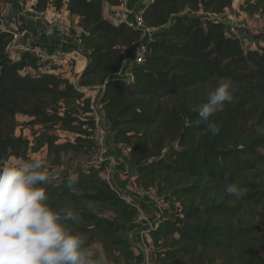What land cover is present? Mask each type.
<instances>
[{"label": "trees", "instance_id": "obj_1", "mask_svg": "<svg viewBox=\"0 0 264 264\" xmlns=\"http://www.w3.org/2000/svg\"><path fill=\"white\" fill-rule=\"evenodd\" d=\"M104 1L119 3L36 0L38 11L66 7L68 18L83 31L72 40L88 59L78 86L49 66L52 61L29 52L12 56L13 34L0 29V160L21 158L28 151V142L14 137L19 114L33 118L31 126L78 135L76 144L61 145L58 136H44L51 153L94 145L87 130H97L94 120L82 119L76 111L60 114L57 108L78 104L87 116L92 102L80 88L101 86L113 140L130 150L133 183L155 188L165 204L161 194L167 189L178 201L191 198L178 217H168L166 210L150 233L152 264H264V228L248 218L264 207V135L257 131L264 128V37L262 48L246 50L241 38L228 31L224 18L236 0H152L143 19L154 31L144 41L141 31L106 19ZM243 2L241 10L264 13V0ZM142 41L145 61L132 66L133 80L121 76L124 55L129 53L132 61L130 51ZM222 77L237 87L233 99L209 117L219 129L212 135L199 107ZM101 173L102 168L84 169L71 177L72 189L70 177L49 174L41 187L53 203H71L80 217L76 230L87 233L108 264H136L128 233L137 211ZM228 183L246 194L239 199L227 194Z\"/></svg>", "mask_w": 264, "mask_h": 264}, {"label": "clouds", "instance_id": "obj_2", "mask_svg": "<svg viewBox=\"0 0 264 264\" xmlns=\"http://www.w3.org/2000/svg\"><path fill=\"white\" fill-rule=\"evenodd\" d=\"M236 87L230 78H220L199 107L212 135L219 129L209 117L233 99ZM257 131L264 135V128ZM49 179L41 159L0 160V264H108L87 233L76 230L80 217L71 203H53L41 187ZM73 181L70 177V189ZM225 191L237 199L246 194L236 183H228Z\"/></svg>", "mask_w": 264, "mask_h": 264}, {"label": "rangeland", "instance_id": "obj_3", "mask_svg": "<svg viewBox=\"0 0 264 264\" xmlns=\"http://www.w3.org/2000/svg\"><path fill=\"white\" fill-rule=\"evenodd\" d=\"M1 6H0V20L4 19V15H7L8 6L10 4H6V0H0ZM244 4L243 0H236L235 6L232 8V10L228 11V14L224 18L225 23L227 24L228 31L231 34H236V36H240L243 39L249 38L253 39L254 41L258 42L256 44L257 48L260 49L263 47L261 45L262 37H264V13H249L246 10H241L240 7H242ZM233 12V13H232ZM251 12V11H250ZM2 17V19H1ZM28 17V16H27ZM29 18V17H28ZM246 20H250V24L248 25L246 23ZM115 23V21H113ZM14 25V28L17 29V32H23V26H19L17 22V18L12 22ZM83 34V31L79 28H75L72 30V36L73 40L74 38H78ZM22 41V40H21ZM31 51L29 53H32L33 50L37 49V45L30 42ZM243 46L246 50L251 49V47L255 50V47L252 45H249V43L244 42ZM81 57L80 55L76 56V59L74 57L65 58L63 60H58L55 62H50L51 67L63 69V67H67L70 72V82L74 85H79V77L84 67L80 68V64H85L87 56L84 55L82 51ZM24 53V51H19L16 54H12V56L16 58H20ZM33 54V53H32ZM34 55V54H33ZM35 56V55H34ZM88 60V59H87ZM49 63V62H47ZM83 64V65H84ZM83 69V70H82ZM81 71V72H80ZM80 75H78V74ZM80 88V87H79ZM82 92L85 93L86 97L91 99L92 106L91 110L92 113L89 115H83L82 111L78 104L67 106L64 104H60L57 108L58 113L62 114L65 111L74 113L76 111V115L79 116L82 119L85 118H92L95 122V125H97L96 120H100V124H102L107 131V137L106 142L108 145V155L106 160L103 163L99 162L100 158V150L97 146L96 142V134L97 130L94 129L90 130L87 129L91 134V139L94 143L93 144H79L77 147V150H70V151H64L62 153H51L49 151L48 145L44 142V136H47L48 134H52L59 137V141L57 142V145L66 144L67 142H70L71 144H76V138L78 135L74 133H69L66 131H48L44 129L42 126H31L29 123L33 120V118L29 116H25L22 114H19L16 117V125L17 128L14 132L15 138H22L23 140H26L29 144L28 151L26 154H24L21 158L17 157H11L12 159H32V158H38L41 159L44 162V165L48 171L49 174L54 176H59V178H68V177H75L80 172H82L86 168L90 167H96V168H102L101 177L105 179L106 177H111L113 184L115 187L122 192H125L127 189L123 188L119 183L114 182V176L117 175V180L119 181H126V185L132 184L134 181V175L135 172L129 166L128 161L126 159L119 157L118 159H114L111 154H116L117 152L120 154L122 150L128 149L126 145L124 144H116L113 140V134L112 131L108 127V122L104 118L102 120V115L104 114L102 110L101 105V95L103 91V87L96 86L93 87L92 90L86 87L80 88ZM81 103V102H80ZM51 111H55L56 109L54 107H50ZM84 137H89L88 135H83ZM117 164L124 166L123 169V177L120 178L119 174H117L116 166ZM116 171V173H114ZM125 186V187H127ZM184 185H180L179 187H183ZM169 189L166 190L164 194H161L162 197L166 198V204H167V212L166 215L168 217H178L181 212L184 209V204L189 205L191 204V198L186 199L184 202L182 200L173 199L174 197L170 195ZM132 196H138L137 194H133ZM99 212V210H97ZM101 215H104L106 217H112L113 214L108 211H100ZM249 221L252 222L255 225L261 226L264 228V207H260L257 210H254L252 215L249 217ZM133 236V234L131 235ZM151 244V243H150ZM143 249V246H142ZM141 256L143 257V253L141 252Z\"/></svg>", "mask_w": 264, "mask_h": 264}, {"label": "built area", "instance_id": "obj_4", "mask_svg": "<svg viewBox=\"0 0 264 264\" xmlns=\"http://www.w3.org/2000/svg\"><path fill=\"white\" fill-rule=\"evenodd\" d=\"M132 0H119L117 6H109L112 11L109 16V21L118 25L120 23H125L135 30H139L143 33V40L148 39L154 29H150L146 26L143 19V10L135 11L131 8ZM152 1V0H151ZM19 6L22 8L23 13H25L30 20L39 21L46 24L53 33H55L60 39L68 40L72 38V30L78 28L77 24L68 18V15L62 11H54L52 13L48 11H38L36 9V0H16ZM3 27L0 29L9 30L13 34V41L8 47V51L11 54H16L19 51H31L30 43L23 45L21 43L22 37L20 36L18 30L14 28L13 25L2 22ZM142 41L135 52L134 58L131 61L129 59V53L125 54L122 61V72L121 76H126L127 78L133 80L131 73V68L134 64H142L147 56V47ZM35 56L39 57L43 61H58L63 60L69 56L66 52L57 51L53 54L41 51L39 48L33 50L32 52ZM102 120H104V115H102ZM97 134L96 142L100 150L99 162L103 163L109 158L108 155V145L106 142L107 131L106 128L100 124V120H96ZM129 149H124L120 152V157L126 159L129 156ZM105 180L108 182L110 187L115 190L120 198L125 201L128 205L136 209L137 214L133 220V226L137 227L141 232L140 235L146 239L150 236V233L156 230L161 223V220L167 210V206L164 201L158 196L157 190L155 188H143L137 184L132 183L130 188L125 192L119 191L112 182L111 177H106ZM138 196H132L133 194ZM142 202H144L142 204ZM152 206L153 210L147 211L143 207ZM146 244V243H145ZM142 249V248H141ZM152 248L151 244L148 243L143 245L142 253L144 261L141 264H152ZM136 264H140L137 263Z\"/></svg>", "mask_w": 264, "mask_h": 264}, {"label": "crops", "instance_id": "obj_5", "mask_svg": "<svg viewBox=\"0 0 264 264\" xmlns=\"http://www.w3.org/2000/svg\"><path fill=\"white\" fill-rule=\"evenodd\" d=\"M151 0H132L131 1V8H133L135 11L137 10H144L149 4H150ZM10 4V6H8V10H7V15H4V19L0 20V27H3L2 22H6L9 23L11 25L12 22L15 20V18H17V22L19 23V26H23V32H20V36L22 37V41L21 43L23 45L28 44L30 42H32L33 44H36L37 47L43 51V52H47L49 54H53L57 51H62V52H66L67 54H69L68 58L70 57H74L76 59V56L80 55L79 57H81V52L79 49H77L74 45H73V38H70L68 40H62L60 39L55 33L52 32V30L44 23H41L39 21H32L30 20L27 15L25 13H23L22 8L19 6V4L16 2V0H6V4ZM2 3H0L1 6ZM235 6V4H234ZM236 7V6H235ZM55 10L50 7L48 8V12L52 13ZM62 12H64L65 14L67 13L66 7H64L62 10ZM111 10L109 8V3L107 1H104L103 3V15L106 19L109 20V16L111 14ZM233 13V12H232ZM2 19V17H1ZM250 20H246V23L249 25L250 24ZM14 26V25H13ZM234 36H236V34H233ZM239 38H241L240 36H237ZM242 40V38H241ZM249 43V45H253L254 47H256V44L259 42L254 41L253 39H249V38H245L242 41ZM136 49H132L130 51V57L135 55V51ZM86 59V63L80 64V68H85L88 60ZM83 70V69H82ZM59 72H62L64 74V76L66 78H71L70 77V72L69 69L67 67H63V69H59ZM81 72V71H80ZM78 74V73H77ZM80 75V74H78ZM71 80V79H70ZM111 156L114 159H118L120 157V154L117 152L116 154H111ZM116 171L117 174H119L120 178H124L123 177V169L124 166H121L119 164H117L116 166ZM116 171L114 173H116ZM114 182L119 183L123 188L129 189L131 184H129L128 186L126 185V181H119L117 180V175H115L114 177ZM127 186V187H125ZM144 202H142L143 204ZM145 210L147 211H151L153 210L152 206H144L143 207ZM140 229V228H139ZM139 229L135 226H132V229L130 230V232L128 233V237L129 239L132 241L133 247L135 249V254L137 256V263H142L144 261V257L141 256V252H142V246L146 245L147 243L150 245L151 240L150 237H146L143 238L140 235V231ZM133 234V236H131ZM146 243V244H145Z\"/></svg>", "mask_w": 264, "mask_h": 264}]
</instances>
